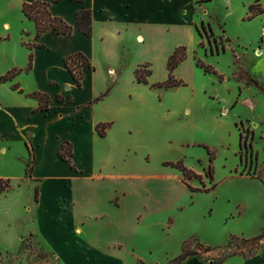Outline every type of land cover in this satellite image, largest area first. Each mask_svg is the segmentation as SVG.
<instances>
[{
    "label": "crops",
    "instance_id": "obj_1",
    "mask_svg": "<svg viewBox=\"0 0 264 264\" xmlns=\"http://www.w3.org/2000/svg\"><path fill=\"white\" fill-rule=\"evenodd\" d=\"M37 1L47 3L51 16L72 27V32L61 35L49 29L35 37V24L24 16L22 6ZM213 1L218 2L219 12L212 9ZM234 1L0 0V78L15 71L10 78L0 79V156H17L23 172L20 180L0 174L19 183H11L1 196L16 197L22 208L25 203L34 208L36 229L31 231L60 264H122L114 249L90 240L83 226L91 212L82 218L65 215L73 201L64 213L57 212L61 205L56 196L67 191L71 176L86 178L93 187L94 180H103L104 172L111 171L105 159L148 156L166 148L169 137L179 157L189 155L188 167L195 168L198 152L194 149L205 147L214 152V170L218 163L226 169L228 182L244 188L238 204L245 221L242 238L251 239L264 227L263 184L249 175L233 176L238 167L239 123L254 133L257 168L264 161L260 141L264 94L237 78L241 69L264 89V56L254 53L257 39L263 42L264 25L249 27L264 14L246 20L249 5L259 0L241 2L239 14ZM81 11L90 12L89 37L75 26ZM201 24L215 34L220 31L230 46L237 43L234 51L227 48L218 53L209 43L207 50L200 47L206 38L198 34ZM250 32L256 39L248 37ZM178 47L186 49V59L173 75L185 85L153 87L167 79V60ZM76 53L90 64L81 69L80 86L64 66L65 58ZM196 59L223 79L205 74ZM139 68L149 72L146 84L135 78ZM36 93L46 98L45 108L33 96ZM97 125L106 126L104 136ZM63 143L70 146V162L58 155ZM31 165L27 175L25 168ZM135 177L128 171L124 178ZM106 200L109 203L110 198ZM10 211L2 213L5 223L11 219ZM6 234L10 248L22 233ZM222 264H264V253L249 258L234 255Z\"/></svg>",
    "mask_w": 264,
    "mask_h": 264
},
{
    "label": "rangeland",
    "instance_id": "obj_2",
    "mask_svg": "<svg viewBox=\"0 0 264 264\" xmlns=\"http://www.w3.org/2000/svg\"><path fill=\"white\" fill-rule=\"evenodd\" d=\"M243 1L245 0L234 1L237 13L241 11ZM217 3L212 2L215 4L212 9L219 12ZM259 4L264 7V0H259ZM261 24L264 25V16L256 18L249 27L255 29L254 27ZM230 28L235 30L234 26ZM209 30L211 29L204 25L208 39L203 41V48L207 50L210 45L211 50L214 51L215 48L218 53L227 48L234 51L237 43L230 46L220 31L210 34ZM248 37L256 39L252 32ZM260 41L259 37L258 49L254 50L258 55L261 54L259 49L264 52V38L262 44ZM232 55L235 57V54ZM233 62L238 64L236 59ZM260 141L264 147V134ZM194 150L198 152V156L194 158L193 169L187 166L190 162L189 155L187 158L179 157L175 143L170 137L166 148H158L154 153L150 151L148 156L136 159L130 156L105 159L111 171L104 172L103 180H94L93 187L89 185L90 180L71 176L67 191L61 190L56 196L58 205H61V211L57 212L64 213V209L72 201L74 204L70 205V209H66L65 215L82 218L87 211L91 212L92 216L84 220L83 226L90 240L104 249H114V255L122 264H169L170 260L180 254L183 243L192 238L209 247V250H206L195 242L189 246L201 258L200 261L216 260L228 253H264V241H234L227 247L231 236L242 238L240 231L245 221L238 204L243 199L244 188L236 181L228 182L225 179L226 169L221 168L218 163L216 170L212 165L210 180L206 172L210 156L213 163L214 152L205 147ZM204 156L207 162L204 161ZM17 159L15 155L0 156L2 177L8 175L20 180L23 174L22 163ZM178 162L200 178L166 165ZM237 165L233 176L247 175L248 166L245 167V163L240 162L239 156ZM263 166L264 161L261 168ZM128 171L134 172L137 177L130 180L124 178ZM175 174L176 177L172 176ZM11 183L14 186L19 184L15 180H11ZM5 192L7 191L0 192V264H60L32 232L36 229L33 222L36 215L34 208L27 203L22 208L20 200L16 197L13 199L10 195L6 198L1 196ZM21 194L26 201L25 188H22ZM107 197L110 198L109 203ZM7 208L11 210V219L5 223L2 213ZM58 217L61 220L64 218ZM19 231L22 234L15 239L13 246L7 248L9 238L6 232L11 235ZM189 262L199 261L193 257L185 264Z\"/></svg>",
    "mask_w": 264,
    "mask_h": 264
},
{
    "label": "trees",
    "instance_id": "obj_3",
    "mask_svg": "<svg viewBox=\"0 0 264 264\" xmlns=\"http://www.w3.org/2000/svg\"><path fill=\"white\" fill-rule=\"evenodd\" d=\"M48 4L43 2H32V3H25L22 6V13L24 16L33 21L36 28V35L35 37H38V35L46 30L52 29L57 34L66 35L72 32V27L65 24L60 18L53 17L48 11ZM264 13V7H262L259 2H254L253 4L249 5L248 7V15L246 16V20H250L256 16H259ZM91 18H90V12L89 11H81L76 14L75 17V26L76 28L83 33L85 36L89 37L91 35ZM198 34L202 35V33L206 36L208 39V35L204 31V25L201 24V27L197 29ZM211 34V30H209ZM200 47H203L202 44ZM223 51V49H222ZM186 59V49L184 47H178L174 50V52L169 56L167 60V70H168V76L167 79L161 83H157L152 85L153 87H159L164 89H169L173 87H178L185 85L182 80L176 79L173 75V70L183 61ZM197 66L203 70L205 74H213L216 75L221 81L223 79L222 75H218L215 69L209 65H205L200 60L196 59ZM236 64V63H235ZM89 62L86 59L85 56H83L81 53H76L68 56L64 60V66L71 74L75 84L77 86H80L81 84V69L84 66H89ZM15 71L9 72L6 76L1 77V81H4L8 78H10L12 75H14ZM149 74L148 71L143 70L142 68H139L135 71V78L138 83L146 84V76ZM238 80L244 82L246 85H250L258 89L259 92L264 94V89L261 88L257 81L252 79L249 74H247L243 70H239L237 74ZM33 96L39 101L40 107L43 109L46 106L47 100L46 98L39 93L33 94ZM236 105V102L232 104V107ZM239 129V158L241 163H245V167L248 166L247 175L257 178L264 186V166L262 168H257L256 165V154L253 151L252 148V141L254 138V133L248 128L244 127L242 123H239L238 125ZM105 125H97L96 130L99 133L100 136H104V129ZM58 155L61 159H65L68 162H70V146L67 143H63L59 147ZM166 165H169L174 168H179L183 171V173L187 175H191L194 177L200 178L198 175H195L191 171L187 170L184 166L181 165V163H167ZM72 166V165H71ZM32 168V165L28 168H26L25 172L28 175L30 172V169ZM212 156L209 158V165H208V171L206 172V176L212 179ZM11 189V184L9 180H4L0 178V192L9 191ZM234 241H241L242 243H258L264 241V227L261 229L260 233L251 238V239H244V238H238L231 236L228 239L227 247H230V245ZM195 242L197 246L204 247L206 250H209V247H206L198 242L196 238L189 239L185 241L181 247V252L178 256L173 258L169 261V264H185L190 258H196L201 263H207V264H222L226 259L229 257H232L234 253H228L223 255L222 257L213 260H207V261H200L201 258L195 254V251L189 246L191 243ZM262 254V253H261ZM242 255L244 258L249 257H257L258 254H239Z\"/></svg>",
    "mask_w": 264,
    "mask_h": 264
},
{
    "label": "built area",
    "instance_id": "obj_4",
    "mask_svg": "<svg viewBox=\"0 0 264 264\" xmlns=\"http://www.w3.org/2000/svg\"><path fill=\"white\" fill-rule=\"evenodd\" d=\"M260 50V49H259ZM259 53H261V55H263L264 56V52H261V50L259 51Z\"/></svg>",
    "mask_w": 264,
    "mask_h": 264
}]
</instances>
